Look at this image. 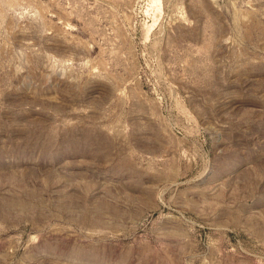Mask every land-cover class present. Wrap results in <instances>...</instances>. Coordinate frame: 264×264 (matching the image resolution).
Returning <instances> with one entry per match:
<instances>
[{"label": "rangeland", "instance_id": "1", "mask_svg": "<svg viewBox=\"0 0 264 264\" xmlns=\"http://www.w3.org/2000/svg\"><path fill=\"white\" fill-rule=\"evenodd\" d=\"M0 264H264V0H0Z\"/></svg>", "mask_w": 264, "mask_h": 264}]
</instances>
